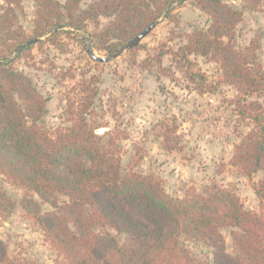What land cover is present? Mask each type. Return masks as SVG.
<instances>
[{
  "label": "trees",
  "instance_id": "obj_1",
  "mask_svg": "<svg viewBox=\"0 0 264 264\" xmlns=\"http://www.w3.org/2000/svg\"><path fill=\"white\" fill-rule=\"evenodd\" d=\"M174 1L177 0H94L79 9L80 0H65L63 4L34 0L38 22L34 32L42 36L48 29L60 26L81 30L89 19L113 16L93 35L99 49L112 53L160 15L166 17ZM4 2L0 13V42L5 45L4 50L0 48V174L55 208L42 213L33 198L24 196L19 201L66 264H201L181 244L182 235L209 245L213 264H264L262 104L245 100L240 106L239 112L251 120L252 126L234 145L229 160L245 176L261 172V178L251 184L259 212L244 209L233 192L217 185L204 193L189 188L183 197H171L154 174L121 170L115 140L97 133L102 126L94 120L97 88L92 86V80L79 81L76 98L67 97L68 126L50 131L41 124L46 98L26 74L13 68L10 59V53L17 52L18 57L28 49V45L21 47L28 42L26 37L13 35L12 30L15 9L21 8V0ZM193 2L209 17V24L205 30L188 34L186 43L171 51L174 60L189 63L191 53L208 57L221 68L223 80L237 87L238 94L263 92L254 49L235 50L231 44L241 11L222 0ZM261 2L264 0H248L245 7L252 10ZM57 33L52 32L46 40ZM161 61L158 54L155 62L160 65ZM184 73L197 82L196 91L206 90L202 73L187 69ZM176 131L175 125L163 124V149L180 148ZM57 194L69 201L59 205ZM12 207L8 195L0 190V211L7 212ZM107 228L127 235V241L120 243ZM223 228H230L232 253L226 251ZM0 264L30 263L10 258L0 240Z\"/></svg>",
  "mask_w": 264,
  "mask_h": 264
},
{
  "label": "rangeland",
  "instance_id": "obj_2",
  "mask_svg": "<svg viewBox=\"0 0 264 264\" xmlns=\"http://www.w3.org/2000/svg\"><path fill=\"white\" fill-rule=\"evenodd\" d=\"M92 1L80 0L78 8H85ZM222 1L241 11L231 44L235 50L254 49L264 82V2L250 10L245 7L248 0ZM3 7L5 2L0 0V13ZM36 17L34 0H21V8L15 9L13 35H23L26 42H34L18 57L17 52L10 53V59L13 68L26 74L46 98L40 120L45 128L52 131L70 124L66 99L76 98L79 81L92 80V86L97 88L94 120L102 126L97 133L115 140L122 171L133 169L154 174L165 192L174 198L183 197L189 188L204 193L208 187L217 185L233 192L244 209L259 212L251 184L261 178V172L245 176L229 160L234 145L252 126L251 120L239 112L240 106L247 100L264 107V91L246 96L238 94L237 87L223 80L221 68L208 57L191 53L189 63L174 60L171 51L185 44L188 34L205 30L209 24V17L193 0L174 1L168 15H160L154 28L135 48L108 62L94 60L89 51L99 57L111 54L97 47L93 35L113 16L89 19L81 30L65 26L48 29L42 36L34 32L38 24ZM54 31L58 33L52 37L55 43H51L52 39L46 38ZM0 48L5 49L1 42ZM158 54H161L160 65L155 62ZM186 69L204 75L205 91H196L197 82L184 73ZM163 124L176 126L180 148H162ZM0 190L13 203L10 211H0V240L8 256L30 264H66L46 239L43 228L20 207L19 201L24 196L33 198L42 213L55 208L33 191L8 182L2 174ZM56 196L59 205L69 201L64 195ZM221 232L226 251L232 253L230 228ZM116 237L120 243L128 239L125 234ZM180 242L194 260L213 264L209 245L187 235H182Z\"/></svg>",
  "mask_w": 264,
  "mask_h": 264
},
{
  "label": "water",
  "instance_id": "obj_3",
  "mask_svg": "<svg viewBox=\"0 0 264 264\" xmlns=\"http://www.w3.org/2000/svg\"><path fill=\"white\" fill-rule=\"evenodd\" d=\"M170 8L167 9V11ZM157 24V20L153 23H151L149 26H147L144 30H142L139 34H137L130 42H128L127 44L121 46L120 48H118L117 50H115L114 52H112L111 54L105 56V57H99L96 56L93 51H89V55L97 61L100 62H108L111 61L112 59L116 58L117 56H119L120 54H122L124 51L133 48L137 43H139V41L146 36L153 28L154 26ZM38 40V39H36ZM35 40V41H36ZM34 41H29L25 44H23L21 47H24L26 45H28L29 43H33ZM19 50V49H18Z\"/></svg>",
  "mask_w": 264,
  "mask_h": 264
}]
</instances>
